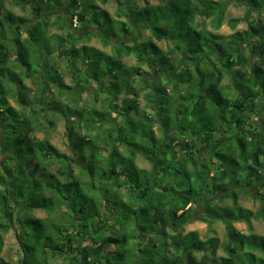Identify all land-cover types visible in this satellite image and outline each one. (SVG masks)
Segmentation results:
<instances>
[{"label":"trees","instance_id":"16d2710c","mask_svg":"<svg viewBox=\"0 0 264 264\" xmlns=\"http://www.w3.org/2000/svg\"><path fill=\"white\" fill-rule=\"evenodd\" d=\"M108 1L15 0L30 8L24 16L0 0V250L1 233L15 230L18 264H264L253 227L264 219V0H238L263 15L230 18L247 23L230 34L217 32L229 0H116L118 18L99 5ZM59 7L71 24L89 20L112 51L80 44L53 20ZM137 28L149 34L126 40ZM58 119L71 155L48 137ZM219 133L210 157L194 150L198 136ZM218 194L231 205L208 204L202 217L224 220L221 255L217 236L181 229Z\"/></svg>","mask_w":264,"mask_h":264},{"label":"rangeland","instance_id":"374dc122","mask_svg":"<svg viewBox=\"0 0 264 264\" xmlns=\"http://www.w3.org/2000/svg\"><path fill=\"white\" fill-rule=\"evenodd\" d=\"M98 0H96L97 2ZM150 4L152 5H157L158 1L157 0H149ZM145 4L144 1H138L137 6L138 8H141ZM27 5V4H25ZM99 5L107 8L115 17L118 18L116 14V9H117V2L116 0H109L106 4L99 2ZM5 7L6 9H10L16 14L19 15H24V16H30V8L26 6V8H23L22 5L18 4L15 2V0H5ZM260 12V13H259ZM53 16V20L57 19L56 15H60L62 17L63 23L65 22L68 28L69 32L79 38V43H87L88 45H93L96 46L100 49L106 50L107 52H111V46L110 45H104L101 39L95 35L92 34V31H95L94 26L91 27L90 21L87 20L86 24L82 25L79 24L75 26L74 24H71V15L70 12L65 8V7H59L57 10H53L50 13ZM257 16V15H263L261 9L257 8H250V6L244 2V1H238V0H229L228 1V7L226 11V20L222 27L217 31L222 34H230L233 33L234 31L237 30H244L247 27V23L245 20L239 22L236 26L231 25L228 20L230 18H237V17H245V16ZM264 16V15H263ZM121 20H125V17H122ZM74 21V20H73ZM91 27V28H89ZM51 32H65L64 29H60L58 26H53L50 29ZM139 31H141V34H139ZM149 34L148 29H142L137 28L136 32H133L132 34H128L125 36L126 40H132L136 35L141 36L143 39L145 38L146 35ZM156 42L163 48V49H170L173 47V44L167 40L163 41H157ZM253 61V60H250ZM126 62L128 64H134L135 59L132 56H129L126 58ZM145 68H148L147 65H143ZM31 85V84H30ZM37 83L33 84V87L36 86ZM10 102L12 105L18 107V104L13 100L10 99ZM144 103V101H143ZM254 119H257V115L253 116ZM57 128L52 130V132L49 134V139L52 143H54L58 149L62 152H65L69 155H71L70 151V146H69V138L66 134V128H65V121L63 119H58L57 121ZM257 123L260 125L262 136L264 137V122L257 121ZM158 125L155 126V129L157 131L158 135H161V132L157 129ZM38 136L43 137L45 133L38 132ZM197 144L194 148L195 151L200 154V156L203 157H210V154L215 151L216 147L215 145L218 142L226 140L224 137L223 133H219L216 135V137L212 136H207L205 135L203 137L198 136L197 138ZM137 165L141 168H146V169H152L155 170L153 165L150 163L149 160L145 159L142 157L140 154L137 155ZM197 164V161H195ZM74 171L77 172V168L74 167ZM159 173V172H158ZM171 183V179L166 178L164 181L163 186H169ZM253 194H255V189L252 188ZM262 193H264V186L261 187ZM221 194L214 195L210 199L202 200L203 202L201 205H197L194 213H193V218L190 221H186L183 223L181 229L184 232L196 230L198 231L199 235L202 238H207V237H214L217 236L220 240V248L218 250L219 254H223V243L227 240V232H226V224L224 220L221 218H212L211 216H208L209 218H203L202 215H204V211H206V205L212 204V205H220V206H230L231 202L230 200H224L222 197H220ZM105 201H107L105 199ZM240 203L242 206L247 207L249 209H252L253 211H257L260 208V200L256 198H251V197H241L240 198ZM99 202V199H97V204ZM110 205V203H108ZM118 204V213L119 215H122V213L128 214V208L122 204L120 201ZM46 209L44 208V212ZM104 208L102 209V211ZM40 210H36L35 213L38 216H43V218L47 217L48 213H44ZM55 222L54 219H52L51 223ZM49 223L48 227L51 231V229L54 226H51ZM61 221L59 222V224ZM235 225L238 229L242 230L245 233H249V230L247 228V225L245 222H235ZM253 227L254 231L263 234L264 235V219H253ZM55 233L54 231H51ZM2 240H3V245L2 249L0 250V257L5 259V261L8 264H18L20 254H19V243L15 235V230H9L6 233H1ZM51 264H67V262L63 258H55L51 259Z\"/></svg>","mask_w":264,"mask_h":264},{"label":"built area","instance_id":"2783aa9c","mask_svg":"<svg viewBox=\"0 0 264 264\" xmlns=\"http://www.w3.org/2000/svg\"><path fill=\"white\" fill-rule=\"evenodd\" d=\"M78 24L77 18L74 19V25L76 26Z\"/></svg>","mask_w":264,"mask_h":264}]
</instances>
